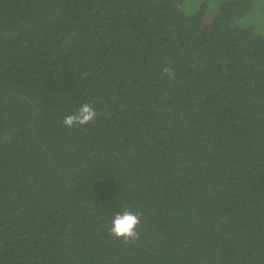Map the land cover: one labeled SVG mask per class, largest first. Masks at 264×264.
<instances>
[{"label":"trees","instance_id":"1","mask_svg":"<svg viewBox=\"0 0 264 264\" xmlns=\"http://www.w3.org/2000/svg\"><path fill=\"white\" fill-rule=\"evenodd\" d=\"M0 264H264V0H0Z\"/></svg>","mask_w":264,"mask_h":264},{"label":"clouds","instance_id":"2","mask_svg":"<svg viewBox=\"0 0 264 264\" xmlns=\"http://www.w3.org/2000/svg\"><path fill=\"white\" fill-rule=\"evenodd\" d=\"M161 77H167L169 80L174 79L175 69L167 65L163 66ZM97 115V110L91 104L84 103L74 113L66 115L62 124L68 128H73L76 125L85 126L95 121ZM141 218V212L126 207L113 215L106 230L109 235L121 240L123 244H134L141 237L140 232L137 230L141 224Z\"/></svg>","mask_w":264,"mask_h":264},{"label":"flooded vegetation","instance_id":"3","mask_svg":"<svg viewBox=\"0 0 264 264\" xmlns=\"http://www.w3.org/2000/svg\"><path fill=\"white\" fill-rule=\"evenodd\" d=\"M262 3V2H261Z\"/></svg>","mask_w":264,"mask_h":264}]
</instances>
